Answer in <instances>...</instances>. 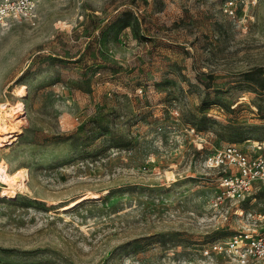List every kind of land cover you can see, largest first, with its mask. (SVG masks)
Returning <instances> with one entry per match:
<instances>
[{
	"label": "rangeland",
	"instance_id": "1",
	"mask_svg": "<svg viewBox=\"0 0 264 264\" xmlns=\"http://www.w3.org/2000/svg\"><path fill=\"white\" fill-rule=\"evenodd\" d=\"M0 100V264H235L203 250L264 231V185L215 207L205 163L264 154V0H42Z\"/></svg>",
	"mask_w": 264,
	"mask_h": 264
},
{
	"label": "built area",
	"instance_id": "2",
	"mask_svg": "<svg viewBox=\"0 0 264 264\" xmlns=\"http://www.w3.org/2000/svg\"><path fill=\"white\" fill-rule=\"evenodd\" d=\"M42 0H0V25L31 21ZM264 143H256L262 150ZM208 168H226L219 191L212 198L215 207L225 202L243 200L257 183L264 185V154H249L237 145L214 148L205 159ZM264 219V215H263ZM204 253L224 256L235 264H252L264 259V231H241L226 240L212 242Z\"/></svg>",
	"mask_w": 264,
	"mask_h": 264
},
{
	"label": "bare ground",
	"instance_id": "3",
	"mask_svg": "<svg viewBox=\"0 0 264 264\" xmlns=\"http://www.w3.org/2000/svg\"><path fill=\"white\" fill-rule=\"evenodd\" d=\"M12 111L13 108L11 104L0 100V137L4 140L12 137L8 136L9 134H13L16 132L15 127L12 124ZM22 187L25 188L26 185L22 184Z\"/></svg>",
	"mask_w": 264,
	"mask_h": 264
}]
</instances>
